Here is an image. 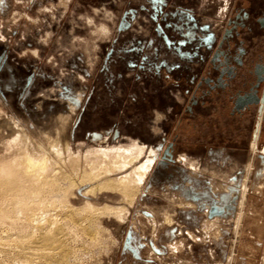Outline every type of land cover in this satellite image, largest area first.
Wrapping results in <instances>:
<instances>
[{
    "label": "rangeland",
    "instance_id": "1",
    "mask_svg": "<svg viewBox=\"0 0 264 264\" xmlns=\"http://www.w3.org/2000/svg\"><path fill=\"white\" fill-rule=\"evenodd\" d=\"M252 3L264 7L0 0V168L25 150L47 155L56 185L30 196L37 221L0 217V264H264V117L253 154L256 107L232 113L264 63V32L234 38L230 49L240 39L246 53L229 89L205 94L202 82L216 77L214 43ZM133 147L140 160L158 156L134 200L100 187L117 173L85 179L109 170L102 152ZM105 207L127 214L119 221ZM47 229L57 242L39 243Z\"/></svg>",
    "mask_w": 264,
    "mask_h": 264
},
{
    "label": "bare ground",
    "instance_id": "2",
    "mask_svg": "<svg viewBox=\"0 0 264 264\" xmlns=\"http://www.w3.org/2000/svg\"><path fill=\"white\" fill-rule=\"evenodd\" d=\"M101 32L102 33L106 32V30L102 28ZM189 34L190 33H188L187 36L190 39L191 35ZM165 41L168 44L170 43L167 38L165 39ZM263 117H264V107L262 112L259 113L257 127L251 145L253 154H255L257 150V145L262 130ZM143 151H144L143 148L137 149L136 147H133L128 149H120V150L110 149L105 153L102 152L103 155L102 154L101 155L103 156V158H105V160H109L110 162L109 165H107L109 166L108 167L109 170H104L102 171L103 173H100L101 171L98 169L97 171L98 172L100 171L99 172L100 174H94L93 172H90L87 175H85L86 176L85 179L97 180L98 177L102 178V176L106 177L107 175H108L107 177H109L110 175H112V173L119 174V176L114 179L103 178L105 179L103 180L99 178L103 180L102 183H99L100 187L108 189L109 191L117 192L123 197V199L131 202L132 200H134V197H136L135 196L136 193L142 190L148 175L150 174L151 170L153 169V167L155 166L158 160L157 159L158 156L156 152H152V151L149 152L151 156L150 158L148 157L145 160H140L141 153ZM263 154H264V148H263ZM46 156L37 157L36 155L30 154L28 151L25 150L24 153L22 154L23 157L22 162L17 163L16 162L17 160H15V158L13 160H9V162L7 161L8 159L5 160L8 163H6L5 166L0 168V217L3 216L7 219L13 220L16 214L22 213L26 217V220L28 222H34L38 220V217L37 218L35 217V215H37L35 212L36 207L34 206L33 200H30L31 198L30 196L35 194L38 195V193L41 191L52 192L56 187L55 182L51 178H49V176L44 174L47 167ZM181 159H183L182 160L183 163L187 165L186 167H190L192 170L196 171L197 167L195 165H192L193 163H190L186 158L181 157ZM261 164L262 167L264 168V160H262ZM92 189L93 188H91V190ZM91 190L88 189L86 193L90 192ZM243 193L241 195V198H243ZM103 211L108 212L112 216H115L119 221L122 220L124 216L127 214L124 208L105 207ZM241 211L242 209L240 207L238 218L236 220V226H238L239 223L238 221L240 219ZM38 240L39 243L50 241L53 244L58 241V238L56 233H50V230L47 229L46 231L43 232V235H41L40 239ZM50 254L53 256L52 252L47 253V255ZM18 264H24V263L18 262Z\"/></svg>",
    "mask_w": 264,
    "mask_h": 264
},
{
    "label": "water",
    "instance_id": "3",
    "mask_svg": "<svg viewBox=\"0 0 264 264\" xmlns=\"http://www.w3.org/2000/svg\"><path fill=\"white\" fill-rule=\"evenodd\" d=\"M230 30H228L229 35ZM234 38L233 36H225L222 42L219 44V48L223 47L224 52H218L219 57L216 60L218 63L217 66L214 68V63H212L213 69L217 71V78L212 79L218 82V80L224 81L225 88L227 90L230 88V83H233L234 80L237 78L238 73L237 71L239 68H242L244 62L236 60L234 57L235 49L231 50V43L233 44ZM210 44H206L207 49L211 48ZM252 70L248 72V75L253 76V82L249 83V87L247 91H238L236 93L237 98L232 102L233 108L232 113L237 112L241 113L242 111L247 110L250 106L257 107V112L261 111V104L264 102V64L256 63L252 66ZM258 68L261 69L260 72ZM239 77L243 78L244 81H247V75L241 74ZM263 83V85H262ZM246 84H242L243 86Z\"/></svg>",
    "mask_w": 264,
    "mask_h": 264
},
{
    "label": "flooded vegetation",
    "instance_id": "4",
    "mask_svg": "<svg viewBox=\"0 0 264 264\" xmlns=\"http://www.w3.org/2000/svg\"><path fill=\"white\" fill-rule=\"evenodd\" d=\"M238 16L239 15H236L235 19L232 20V21H230L229 28H226L225 29V31L223 32V35L221 36V38L217 42H215V41H214L215 43L213 42L214 45H216L215 49H213L212 52H211V49L212 48L207 49L208 52H211L209 54V58H208L209 59V62L211 64L213 62H215L213 64L214 65V68H215V66L218 65V63H216V60L219 57L218 52H220V51L224 52V48L223 47L219 48V44L222 42L223 38L225 36H229V35L230 36H233V38H238V36L240 35L239 32H240V30H242V27L243 26L240 24V21L238 20L239 19ZM255 20H256L255 24L257 26H259V29H260L258 32H264V17L260 16V14H257ZM228 30H230L229 35L227 34L228 33ZM249 32L253 33L252 31H249ZM211 42H212V35L208 34L207 37L204 39L203 43L210 44ZM245 53H246V49L244 47V41L243 40H240V39H237L236 46H235V52H234V57L236 58L237 62L238 61L244 62ZM259 64H264V63H259ZM260 70L261 69L258 68V71L259 72H260ZM215 72H216V77L215 78H217V71H215ZM202 82L206 86L205 94L210 93L211 90H215V89L224 90V88H225V83H224V81H221V78H220V80H218V82H216L215 80H212V78H203L202 79ZM202 82H199V83L201 84ZM262 85H263V83H262ZM236 98H237V96H235V98L233 99V101ZM262 105L264 107V102L261 104V111L259 113H261L262 110H263ZM256 109H257V107H256ZM259 113L258 112L256 113V121H255V124H254V127H253V131H252V134H251V140H252V137H253V133L256 131ZM263 147H264V145H263ZM166 154L167 155L170 154L169 153V149L167 150ZM164 157L166 158V156H164Z\"/></svg>",
    "mask_w": 264,
    "mask_h": 264
},
{
    "label": "crops",
    "instance_id": "5",
    "mask_svg": "<svg viewBox=\"0 0 264 264\" xmlns=\"http://www.w3.org/2000/svg\"><path fill=\"white\" fill-rule=\"evenodd\" d=\"M248 9L249 10L247 11L241 12L238 16L239 18L238 20L240 21V24L243 26L242 27L243 30H240V32H243V33H247V31L258 32L260 29H259V26L255 24L256 22L255 19H256L257 14H260V16L264 17V7L261 5L259 6V4L257 3H252ZM246 29L247 31H244ZM189 35H191V38H192L193 34L190 33Z\"/></svg>",
    "mask_w": 264,
    "mask_h": 264
}]
</instances>
